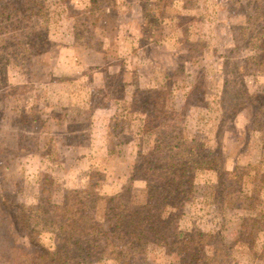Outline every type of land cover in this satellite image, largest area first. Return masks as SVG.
<instances>
[{
    "label": "rangeland",
    "instance_id": "1",
    "mask_svg": "<svg viewBox=\"0 0 264 264\" xmlns=\"http://www.w3.org/2000/svg\"><path fill=\"white\" fill-rule=\"evenodd\" d=\"M262 10L264 0H0V264H35L2 200L40 209L46 247L94 218L108 253L120 252L119 220L137 228L147 217L151 234L172 212L179 230L205 234L210 255L226 222L223 264H264V251L242 245L253 238L249 217L264 219V17L249 23ZM171 154L189 169L182 186L193 181L175 210L159 178ZM206 162L228 170L222 206ZM171 252L163 241L125 260L188 264ZM104 256L86 264H123Z\"/></svg>",
    "mask_w": 264,
    "mask_h": 264
},
{
    "label": "trees",
    "instance_id": "2",
    "mask_svg": "<svg viewBox=\"0 0 264 264\" xmlns=\"http://www.w3.org/2000/svg\"><path fill=\"white\" fill-rule=\"evenodd\" d=\"M259 9V8H258ZM264 17V10L260 11L254 16L249 18V23L257 24L259 19ZM259 34H256L252 37L251 41L258 38ZM255 45V43H254ZM262 148L264 149V138L262 139ZM172 159L170 164H167L161 167V171L159 178L164 181V183H160L161 186L166 189L163 190L165 196L167 198L165 208L170 207L171 209L180 208L184 202L188 201L190 198L193 186V176L189 177V180L192 181V184L186 188L182 186L181 179L184 177H188L189 169L187 168L186 163L178 162L177 155L171 154ZM214 161V160H213ZM195 163V161H194ZM200 160L196 161L193 169L199 168L198 165ZM202 168L214 169L219 174L220 184L219 189L217 191V197L215 199L216 204L222 206L221 197L223 195L224 190V177L227 176L228 170L226 166L218 167L212 162H206L202 164ZM242 169L241 165H235L234 169V178L238 181L239 179L242 181L243 174L240 172ZM253 171V170H252ZM254 173V174H253ZM258 171L250 172L249 178L257 179ZM264 175L258 181V183H262ZM221 190V192L219 191ZM78 194L80 192L76 191ZM170 197V198H169ZM165 198V199H166ZM232 200L234 202L242 201V198H238L237 196H233ZM2 206L8 208V213L11 217L12 222L16 225L17 232H19L22 236L27 237L31 244L34 246V252L27 253V263L28 261L34 262L35 264H70L72 261H77V264H86L95 262H101L104 259V255H111V257L116 258L120 263L123 264H132L128 260H125L128 255H130V251L136 249V251L143 249L144 247L150 246L152 244L159 245L161 242L165 241V244H170L171 253H179L181 257L188 259V264H223L224 258L228 256L230 253L228 250H231L232 247L229 246L225 236L227 233L228 225L226 222L222 221L220 227L217 228V231L214 232V235H210L212 238H216V243H213V254H207V250L203 248V246H208L206 242V236L204 233L197 232L193 230L192 232H185L181 229V222H178V216L174 218L176 222L171 220L173 217L172 212L165 219H160V224H167L171 226L168 233H164L165 230H160L157 224H152L151 234L147 231H144L142 225L145 224L147 217L143 218L142 222H138L140 226L137 228H133L131 224H126V221L119 220L117 226L119 229H124L123 238H127L128 242L127 248H123L120 252H116L118 249L117 246H114V250L112 252L107 251L106 245L111 243L110 237L107 236L109 232L100 230L102 227L101 224L96 221L94 218H90L86 221H73L70 224V229L67 235L63 238L56 237L54 240L55 245L46 247L41 243L40 235L41 229L38 228L40 223L41 216L39 214H35L40 212V209H34V207L28 208L25 205L17 204L16 210L12 211L10 209V203L7 201H1ZM75 205V204H74ZM150 205V203H149ZM242 205V204H240ZM84 206L83 199H79L76 201V206L72 207L73 211H77V214H80ZM243 207L246 208V205L243 201ZM71 208V207H70ZM164 208V209H165ZM227 210V209H225ZM41 213V212H40ZM222 213L223 209H222ZM161 217V216H160ZM224 219V218H223ZM171 220V221H170ZM250 221V230L251 236L253 238L243 243L248 249H253L256 251H264V219H257L252 216L249 217ZM144 222V223H143ZM40 226V225H39ZM117 227L113 229L115 231ZM127 229V230H126ZM94 234H99L95 236L94 243H88L89 240L86 241L88 237ZM150 234V235H147ZM97 236H101L97 238ZM224 237V238H223ZM224 240H223V239ZM171 240V242H170ZM223 240V241H222ZM105 242V246H102L101 243ZM226 242V243H225ZM99 243V244H97ZM196 251L197 253H194Z\"/></svg>",
    "mask_w": 264,
    "mask_h": 264
}]
</instances>
